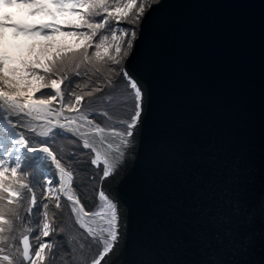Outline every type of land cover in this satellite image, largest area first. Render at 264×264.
Returning a JSON list of instances; mask_svg holds the SVG:
<instances>
[{"label":"water","instance_id":"95a60500","mask_svg":"<svg viewBox=\"0 0 264 264\" xmlns=\"http://www.w3.org/2000/svg\"><path fill=\"white\" fill-rule=\"evenodd\" d=\"M149 4L124 62L141 83L146 112L121 167L96 186L97 200L102 187L127 221L126 242L105 259L133 264L151 241L162 256L197 264L206 256L184 220L197 204L214 211L230 176H240L257 223L264 214V0ZM215 258L264 261V240L257 233L248 254L225 242Z\"/></svg>","mask_w":264,"mask_h":264},{"label":"snow or ice","instance_id":"6c2138e0","mask_svg":"<svg viewBox=\"0 0 264 264\" xmlns=\"http://www.w3.org/2000/svg\"><path fill=\"white\" fill-rule=\"evenodd\" d=\"M13 6L28 9L29 16L42 13L51 20L13 21L12 15L4 11ZM150 6L148 0H0V264H47L55 259L57 244L44 238L57 232L56 213L52 212L50 218L49 204L54 202V208L61 210L62 198L68 202L79 229L101 246L90 264H110L105 258L126 242L127 221L120 215L119 202L101 187L99 210L87 211L74 187L75 173L62 163L49 141L65 133L82 141V148L93 154L90 165L97 170L102 165L101 182L121 167L146 112L141 83L125 70L124 62L137 38L135 26ZM124 24L134 27L128 29ZM8 30L11 37H43L47 42L10 45ZM57 35L70 37L73 43L58 42ZM73 76H87L88 82L72 87ZM93 76L98 78L95 86L90 87ZM118 84L131 99V112L127 119L119 120V129L115 125L106 129L90 118L94 110L86 111L84 104H90L91 98L105 88H116ZM99 115L108 114L101 111ZM31 159L54 165L58 176L57 182L44 173L41 200L48 202L42 204L43 221L37 226L35 247L30 240L37 227H26L18 240L15 235L17 225L24 221L20 206L25 195L31 197L26 210L29 217L38 205L35 194L38 181L27 182L28 176L23 171ZM36 170L39 171V163ZM88 178L94 180L92 174ZM227 182L231 188L223 190L220 196L223 202L214 211L211 207L201 210L197 204L196 214L189 213L184 220L186 234L206 256L197 264H224L215 257L225 242L239 245L248 254L257 233L264 240V214L257 223L255 210L243 198L240 176H230ZM95 218L103 221L100 227L93 226ZM133 264L189 262L162 256L148 241Z\"/></svg>","mask_w":264,"mask_h":264},{"label":"trees","instance_id":"16d2710c","mask_svg":"<svg viewBox=\"0 0 264 264\" xmlns=\"http://www.w3.org/2000/svg\"><path fill=\"white\" fill-rule=\"evenodd\" d=\"M152 0H148V3ZM63 19V18H61ZM60 22V21H58ZM124 27L131 29L134 26L130 24H124ZM136 27V26H135ZM104 34L110 35V32H104ZM70 37H64L62 35H57L55 37L56 41L66 40ZM126 37L125 39H127ZM72 40V38H71ZM35 42V37H10L9 44H20V45H30ZM73 43V40L70 44ZM81 69V72H84ZM97 76H93L90 84L95 86ZM103 80V77H99ZM72 87L75 83H85L88 82L87 76L72 77ZM63 87V86H62ZM122 85H117L116 88H105L103 92L97 93L93 98H91V103H85V110L93 109V114L90 118H93L102 127H112L115 125L119 129V120L127 119L131 112V99L128 98L120 90ZM68 91V90H66ZM125 101L127 104L125 105ZM101 111L107 112V116L99 115ZM110 117V118H109ZM55 138L49 141V146L54 148ZM59 157L62 163L71 171L75 173L74 187L77 194L79 195L81 202L84 204L87 211H96L98 208V202L96 198V186L99 182V176L102 170V166L99 170L90 165V160L92 158V153L90 150L82 148V145L78 142L77 138L72 136L62 135L60 144ZM27 167L23 169L24 173L28 176V181L31 183L33 179L38 182L35 185V194L38 199V205L34 209L33 215L29 217L27 213V208L29 207V195H25L24 199L21 201L20 212L24 217L22 224L17 225L15 235L17 240L20 237V232H22L26 227H37L43 221V207L42 204L48 201L41 200L42 184L44 180V173H49L51 177L56 178L54 168L50 163L44 161H37L35 159L28 160ZM39 163V171L36 170V165ZM89 174L94 176V180H90ZM57 182L58 179L56 178ZM62 203L64 207L61 210L54 208L53 203L49 204V214L51 218V213L55 212V227L56 234L50 235L44 238L47 241H51L57 244L55 249V259L49 260L47 264H90V261L98 255L100 250V245L92 242L91 238L87 236L82 229H79L78 225L75 224V220L71 215L67 201L62 198ZM62 229V231H61ZM39 235V230L31 233L32 239L30 240L33 246L38 245V241L35 236ZM83 245V247H81ZM15 252V249H12ZM19 264V262H18Z\"/></svg>","mask_w":264,"mask_h":264},{"label":"rangeland","instance_id":"374dc122","mask_svg":"<svg viewBox=\"0 0 264 264\" xmlns=\"http://www.w3.org/2000/svg\"><path fill=\"white\" fill-rule=\"evenodd\" d=\"M4 11H6L7 13H10L12 15L13 21H27L29 23H32V22H48L51 20L50 17H48L42 13H37L35 16H29L28 15L29 10L26 8H16L15 6H13V7L4 9ZM8 32H9V36L11 37V30H8ZM38 41L47 42L44 40L43 37H35V42H38ZM59 42L70 44L72 42V40H71V38H69L66 40H61ZM92 86H94V85L90 84V87H92ZM85 90H90V88L85 89ZM46 92H49V91H46ZM37 95H39V93Z\"/></svg>","mask_w":264,"mask_h":264}]
</instances>
